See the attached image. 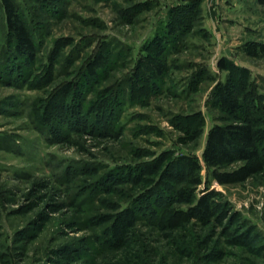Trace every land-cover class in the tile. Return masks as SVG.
I'll return each mask as SVG.
<instances>
[{"label":"rangeland","instance_id":"rangeland-1","mask_svg":"<svg viewBox=\"0 0 264 264\" xmlns=\"http://www.w3.org/2000/svg\"><path fill=\"white\" fill-rule=\"evenodd\" d=\"M13 1L36 52L29 63L12 49L0 0V264H264V157L223 183L214 174L242 162L202 158L209 129L227 121L208 97L228 76L245 80L264 120V6ZM175 13L184 29L170 35ZM156 39L167 73L146 87L145 66L131 76ZM222 58L242 73L221 71ZM201 197L208 218L191 216Z\"/></svg>","mask_w":264,"mask_h":264},{"label":"trees","instance_id":"trees-1","mask_svg":"<svg viewBox=\"0 0 264 264\" xmlns=\"http://www.w3.org/2000/svg\"><path fill=\"white\" fill-rule=\"evenodd\" d=\"M261 6H264V0H256ZM4 8V15L6 20L7 32L12 36L13 46L12 49L16 51V54L21 57L25 62H33L35 56V43L32 35L20 18L18 5L13 0H2ZM182 17L175 13L172 20L168 25V33L176 34L181 32L184 28L182 26ZM161 40L156 39L154 42L153 52L147 55L146 58L140 60L135 66L131 79L133 80L134 74L138 71L139 66H145L143 71L146 74L144 82L147 84H153L152 78L161 79L163 75L167 73V64L164 61V55L166 49L160 45ZM102 59V53L95 56L88 64L89 75H95V69L100 65ZM217 67L223 70H233V75L242 73V69L234 67L228 60L224 58L220 59L217 63ZM240 76V75H239ZM137 77H139L137 75ZM241 78V77H240ZM247 85L245 80L241 81L233 80L232 75L223 81L214 85L211 89L210 97L208 101L210 106L218 110L222 115H225L227 121L222 125L215 124L207 133V141L203 149L202 158L205 166L208 169L219 168L222 164L227 162H242L241 171L231 174L225 173V175L217 174L216 180L218 182H226L230 180H236L243 177H247L250 174H255L261 168L264 157V120L262 119V112L259 106L256 104L255 99L250 93H240L239 88ZM56 107L60 104H55ZM54 105V107H55ZM100 109V107H97ZM201 114L199 113V117ZM186 119V118H183ZM202 120V118H200ZM187 173L195 171V178L189 182L195 187L200 184V177L198 171L200 170L197 160L190 159L184 166ZM184 188H181L179 192H183ZM205 197H201L196 204L195 208L191 209V216L201 215L203 218L210 216L209 207L207 206ZM131 215V212L127 213ZM195 215V216H196ZM122 214L114 223V233L119 236L120 224L122 223Z\"/></svg>","mask_w":264,"mask_h":264}]
</instances>
